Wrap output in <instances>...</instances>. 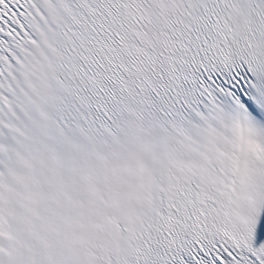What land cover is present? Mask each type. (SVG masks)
<instances>
[{"label":"snow or ice","instance_id":"6c2138e0","mask_svg":"<svg viewBox=\"0 0 264 264\" xmlns=\"http://www.w3.org/2000/svg\"><path fill=\"white\" fill-rule=\"evenodd\" d=\"M0 264H264V0H0Z\"/></svg>","mask_w":264,"mask_h":264}]
</instances>
